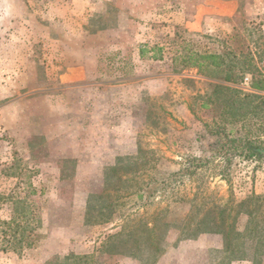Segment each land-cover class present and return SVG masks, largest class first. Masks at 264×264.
<instances>
[{
	"label": "rangeland",
	"instance_id": "374dc122",
	"mask_svg": "<svg viewBox=\"0 0 264 264\" xmlns=\"http://www.w3.org/2000/svg\"><path fill=\"white\" fill-rule=\"evenodd\" d=\"M199 1L0 0V223L24 235L0 239V264H264V105L251 96L264 97V0H235L233 15L206 0L218 12L189 32ZM181 50L209 69L235 54L243 101L212 104V81L172 63ZM220 209L250 229L231 249L196 234Z\"/></svg>",
	"mask_w": 264,
	"mask_h": 264
},
{
	"label": "trees",
	"instance_id": "16d2710c",
	"mask_svg": "<svg viewBox=\"0 0 264 264\" xmlns=\"http://www.w3.org/2000/svg\"><path fill=\"white\" fill-rule=\"evenodd\" d=\"M181 30V29H180ZM231 40V38H230ZM162 47H154L153 50L157 51V54L153 55L151 58L153 60H158L162 61L164 59V55L162 54L163 52ZM241 53V51H239ZM144 51H140L141 56H143ZM161 53V54H160ZM184 51H179L177 55L171 59L172 63H177L179 66L182 68H193L197 70V73L203 77H206L213 83V93L215 96L210 99L212 104H216L217 100L220 101L219 95L220 93H227L226 95L230 96L229 99L224 101V98H222L221 103H241L243 100L239 99V95L241 94L239 90L235 89L232 87L238 80H242L243 78V73L246 71V68H244L245 65H240V60L238 57H236L235 54L232 53H223L222 55H219V57L213 56L214 63L211 64L213 66V69L208 68V64L204 66V64L199 63V60L202 58L201 55L198 57L196 54H189V55H183ZM231 55V59L229 63H225L224 58H227L228 56ZM209 58V57H207ZM179 60V62H177ZM216 60V61H215ZM191 61V63H190ZM246 64V62L244 63ZM259 79H260V84H264V80L262 77V74L260 72L259 68ZM231 85V86H230ZM251 95L253 98H259L260 104L264 105V97H262L260 94L256 92H252ZM248 95H244V97H247ZM226 104V105H227ZM245 149L247 152L246 157L247 158H252V157H260L259 153V145L256 144L254 141H247L245 144ZM126 158H118L117 162H122ZM134 162V161H132ZM117 167H113L111 170L114 174L116 173ZM178 175L176 173L172 174L171 176ZM139 190V189H138ZM259 200L260 198L257 197H251V200ZM89 204V205H88ZM87 204V209L88 212L92 209H90V203ZM112 206V205H111ZM225 209H220L218 211V219L212 217L207 213L202 219L198 220L195 224L196 228V234H202V233H215V234H222L224 239H225V248L226 249H231L233 247L238 246V238L243 237L244 235H248L250 233V229L248 230V227L245 229V233L241 234L236 231L234 228V223L232 224H226L225 226V221L228 219L229 213H225ZM247 216L251 219V212L247 213ZM157 222V221H156ZM0 226H4L5 229H2L0 231V239L6 240V246H11L14 242L15 243H21L24 239V235L22 234L23 232L19 233V224L14 222L13 220H10L9 222H1ZM10 226H13L10 227ZM144 224V229L148 230ZM154 227V225H152ZM7 227V230H6ZM9 230V232H7ZM152 230V227H151ZM132 230L125 231L123 233H118L117 235L111 236V238H115L117 236H124L126 237L123 240V243L128 241V239L131 237ZM35 241H32V243H25L24 247H30L34 245ZM150 246L153 245V242L149 243ZM155 249H158L157 246H155ZM6 250L5 248L3 251ZM130 254V253H129ZM238 258L244 259L245 255H240Z\"/></svg>",
	"mask_w": 264,
	"mask_h": 264
},
{
	"label": "crops",
	"instance_id": "0c3cea01",
	"mask_svg": "<svg viewBox=\"0 0 264 264\" xmlns=\"http://www.w3.org/2000/svg\"><path fill=\"white\" fill-rule=\"evenodd\" d=\"M213 1L219 2L221 4L220 6H224L227 9H230V12L232 13V15L237 12L238 4L235 0H213ZM209 5L210 4L206 0L199 1L197 4V7L195 8V11L193 12V16L190 18V20H185L181 22L183 28H185L189 32H201L204 29L203 20L206 17L205 15L216 14L218 12L217 9H213ZM255 10L256 11L261 10L262 12H264V6L258 7ZM139 58L142 59L143 56L139 54ZM147 59L151 61H157V60H153L151 57H148ZM65 75L61 76L60 82L62 83L70 82L68 79L69 75L68 76H65ZM125 140H123V142ZM131 140L132 139H129V141Z\"/></svg>",
	"mask_w": 264,
	"mask_h": 264
},
{
	"label": "built area",
	"instance_id": "2783aa9c",
	"mask_svg": "<svg viewBox=\"0 0 264 264\" xmlns=\"http://www.w3.org/2000/svg\"><path fill=\"white\" fill-rule=\"evenodd\" d=\"M264 30V28H263ZM260 72L262 74L263 80H264V58L262 59V61L260 62ZM251 82V77L249 75H246L242 78L241 81V86H243V88L246 86V88H248L249 84ZM264 95V92H263Z\"/></svg>",
	"mask_w": 264,
	"mask_h": 264
},
{
	"label": "water",
	"instance_id": "95a60500",
	"mask_svg": "<svg viewBox=\"0 0 264 264\" xmlns=\"http://www.w3.org/2000/svg\"><path fill=\"white\" fill-rule=\"evenodd\" d=\"M261 154H262V155H264V150H263V151H261Z\"/></svg>",
	"mask_w": 264,
	"mask_h": 264
}]
</instances>
